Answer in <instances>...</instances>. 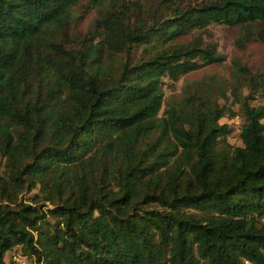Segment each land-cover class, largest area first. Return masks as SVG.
<instances>
[{
	"label": "trees",
	"instance_id": "1",
	"mask_svg": "<svg viewBox=\"0 0 264 264\" xmlns=\"http://www.w3.org/2000/svg\"><path fill=\"white\" fill-rule=\"evenodd\" d=\"M211 22L264 47V0H0V264H264L263 74L164 98L224 60Z\"/></svg>",
	"mask_w": 264,
	"mask_h": 264
},
{
	"label": "rangeland",
	"instance_id": "2",
	"mask_svg": "<svg viewBox=\"0 0 264 264\" xmlns=\"http://www.w3.org/2000/svg\"><path fill=\"white\" fill-rule=\"evenodd\" d=\"M127 2L128 0H119V2ZM143 5H156L160 0H137ZM179 1V0H178ZM81 11V9H80ZM135 11V10H134ZM79 10H75L74 13L78 14ZM96 14L94 8H91L87 12V16L83 17L81 25L85 30V25ZM196 33L202 34L205 40H209L215 43L219 52L224 55V60L221 63L207 64L196 70L184 73L180 75L176 80H171L167 76L163 77V90L164 98L168 100H178L183 96L184 82L196 81L203 78L209 72L217 73L220 82L223 83L228 89H230V83L232 82V72L234 71L233 58L238 57L239 62L243 64L253 74L261 73L264 76V47L259 41H253L248 43L244 48L239 49L235 44L236 28L228 27L223 23L211 22L203 29H197ZM140 48L137 49L139 53ZM257 83L254 84V89L250 91L251 97L247 99L249 104H263L264 103V81H260L259 78H255ZM248 88L244 87L241 91L243 97L248 93ZM228 98H219L220 103H225L233 109L236 114L231 116L230 114L223 116L220 120L225 122H231L236 126L227 136L228 140L233 144L240 143L238 137L237 126L242 121V111L239 102L232 103V95L227 91ZM37 191V187L30 192L24 191V195H31ZM264 219V217H263ZM10 255V256H9ZM11 254H6V259H10ZM243 264H250L247 261H243Z\"/></svg>",
	"mask_w": 264,
	"mask_h": 264
},
{
	"label": "built area",
	"instance_id": "3",
	"mask_svg": "<svg viewBox=\"0 0 264 264\" xmlns=\"http://www.w3.org/2000/svg\"><path fill=\"white\" fill-rule=\"evenodd\" d=\"M13 259V264H30L27 256L20 254V253H16L12 256Z\"/></svg>",
	"mask_w": 264,
	"mask_h": 264
}]
</instances>
